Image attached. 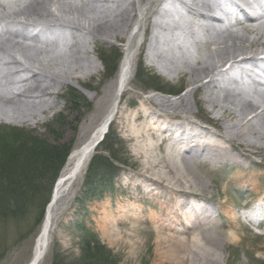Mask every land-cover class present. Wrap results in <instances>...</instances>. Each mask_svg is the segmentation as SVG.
<instances>
[{
	"label": "bare ground",
	"instance_id": "obj_1",
	"mask_svg": "<svg viewBox=\"0 0 264 264\" xmlns=\"http://www.w3.org/2000/svg\"><path fill=\"white\" fill-rule=\"evenodd\" d=\"M109 2L0 0V73H5L0 74L1 120L26 123L47 115L57 107L55 99L70 78L77 80L75 86L94 103L93 114L106 99L111 102L108 113L89 138L71 152L55 183L27 264H41L47 257L55 208L64 193H75L81 186L98 142L109 128V121L119 114L121 99L133 78L130 44L124 49L115 78L104 83L102 95L96 100V90L79 82L83 79L87 83L81 73H99L83 47L85 29L94 44L106 39L123 40L137 19V11L144 32L140 55L150 66L193 86L197 108L184 92L177 101L153 94L142 99L144 105H134L131 114L123 115L128 139L136 143L138 158H145L137 174V186L150 183L164 187L155 196L164 199L160 211L172 215L165 219L168 226L162 230L177 253L184 252L178 247L191 239L194 250L186 249L191 256L185 260L194 256L191 264H223L213 242L215 235L198 234L204 226L212 231L215 217L222 212L215 203L196 202L199 194L194 188L200 185L195 181L198 179L194 178L192 164L203 163L212 170L228 164L242 169L248 162L247 169L252 173L243 177L235 171L229 182L245 195H256L244 216L249 226H260V235H264V189L257 191V183L264 188V88L259 86L264 85V18L251 13L248 23H224L233 10L243 11L242 4L250 5L249 0H131V9L125 7V1L108 12ZM259 2L264 7V0ZM141 4H147L142 11ZM242 15L245 14L237 17L241 19ZM52 28L62 33L42 34ZM6 73L20 75L21 86L12 88ZM202 110L200 123L196 119ZM154 147L162 150L159 156ZM159 166L166 176L155 173ZM232 211L235 216L231 227L235 230L223 233L225 246L241 241L237 223L242 217ZM178 228H184L182 234L187 238L175 237ZM169 241L167 244L172 243ZM255 250L260 254L251 256L249 264H264V244L250 254Z\"/></svg>",
	"mask_w": 264,
	"mask_h": 264
},
{
	"label": "rangeland",
	"instance_id": "obj_2",
	"mask_svg": "<svg viewBox=\"0 0 264 264\" xmlns=\"http://www.w3.org/2000/svg\"><path fill=\"white\" fill-rule=\"evenodd\" d=\"M125 1V7L129 6L131 9V0H110V8L107 7L106 10L109 12L114 6L123 5ZM136 1L140 2V0ZM146 7L147 4H141L140 10L142 11ZM181 10L187 12L182 7ZM137 14V19L132 23L127 37L123 40L106 39L105 41H96L94 44L85 29L84 36L86 38L83 39V47L88 51V56H91V59L95 61L99 73H81L80 76L86 77L87 83L83 79H80L79 82L91 90H96V100L102 95L104 83L115 78L117 74L112 75L105 70L100 56H104V54L113 56L116 53L123 56L126 45L132 44L133 78L129 84V91L125 92L121 99L119 114L110 125V138L106 142V145L111 148L115 157L121 160V163H115L118 171L112 177H108L107 181L102 182L103 184L92 185L86 190L84 186L86 176H84L81 186L76 189L75 193H64L55 208L49 253L41 264H53L55 259L60 260L61 258H64L65 264H83L81 263L84 256L82 239L85 235L104 246L105 249L102 251L105 254V259L108 258L109 261L116 262V264H191L194 257L192 256L189 261L185 260V257L191 256L189 250H194L191 239L185 241L184 246H177L179 250L184 249V252L177 253L174 250L176 246L173 242L165 238L167 233L162 230V227L168 226L165 224V219H171L172 215L170 217L167 211H160V203L164 199L155 196V192L161 193L164 187L155 184L151 186L150 183L137 186L140 183L137 174L141 171V163L145 158H138L136 143L128 139L129 131L124 124L123 115L131 114L135 110L134 105H144L142 99L151 97L153 94H161L167 96L166 99L177 101L184 92L188 95L193 108L197 110L192 96L193 86H190L184 79L165 74L157 67L150 66L145 60V56L140 55L144 32L140 28V12L137 11ZM198 23L201 22L196 24ZM235 29L239 30L240 28L235 27ZM27 32L31 34L30 30ZM60 32L62 33L61 29L52 28L42 34ZM37 40L39 41L38 38ZM33 43H37V41L34 40ZM140 62L167 86L165 91L176 92L180 88H183V91L179 95L170 96L151 89L149 86L157 87L156 82H146L144 79L136 78ZM0 67H3V64ZM0 74L5 75V73ZM7 77L11 81L12 88L21 86L20 75L6 73ZM76 82V79L70 78L68 86L63 88L55 99L57 107L45 116L26 123L0 119V176L6 177L8 171L11 172V169H6L8 165L4 164L7 162L5 158L15 157V153H17L19 161L26 159V156L22 155L20 151L25 144L31 143L30 141H36L35 144L38 145L59 146V150L72 144V152L89 138L108 113L111 102L106 99L100 106H96V114H93L94 103L88 95L75 86ZM75 94L80 96L79 102L73 99ZM147 110L151 111V108L147 106ZM202 113L203 110L198 115L199 119H196L200 123L203 120ZM98 148L100 149V144L95 150L94 154L96 155ZM153 151L158 156L162 153V150L157 147H154ZM104 153L107 154V152ZM37 164L34 167L37 168ZM194 164H192V171L194 178L198 181L194 180L200 185V187L194 188L198 190L199 194L196 202L215 203L218 211L222 212L215 217L213 225L216 227H213L212 231L207 228L208 226H204L198 231V234L202 236L215 235L213 242L217 246L219 254L222 255L223 264H249L251 256L260 254L255 250L253 251L254 255H251L250 251L264 244V235H260L261 227L249 226L244 216L247 207L250 206L256 195L254 194V197L245 195L241 190H236L229 182L231 174L235 171H239L243 177L251 174L252 172L247 169L249 163H244L242 169L230 167L228 164L213 170L203 163ZM50 171H47L46 174L51 175L52 171ZM159 172L162 176H166V171L161 170V166L155 169V173ZM11 173L12 178L20 179L18 174ZM1 184L4 183L0 180ZM27 184L30 185V182ZM29 188L30 186L26 190L29 191ZM263 189V184L257 183V191L262 192ZM42 191L40 194L42 196L37 201H32L33 199L30 197L22 201H15L11 198L7 202L9 207L15 206L16 208H11L13 210L10 211H13L11 212L13 215L10 217L0 218V264H27L32 258L35 240L41 229L53 189L43 212L42 202L46 197L47 188ZM16 203L18 206L15 205ZM223 210H228V213H223ZM232 210H236L237 215L242 217L241 222L237 223L241 241L225 246L222 243V239L225 238L224 234L235 230L234 227H231V219L235 216ZM183 229H177L179 234L175 235L176 238H187L182 234ZM168 241L172 243L167 244ZM169 246L171 247L169 248ZM186 249H189L188 254H186ZM96 259L103 260L99 257Z\"/></svg>",
	"mask_w": 264,
	"mask_h": 264
},
{
	"label": "trees",
	"instance_id": "obj_3",
	"mask_svg": "<svg viewBox=\"0 0 264 264\" xmlns=\"http://www.w3.org/2000/svg\"><path fill=\"white\" fill-rule=\"evenodd\" d=\"M120 59V53H116L113 56H105V54L104 56H100V60L104 65L105 70L111 74H114L116 72ZM136 77L141 80L144 79V81L146 82H156L155 84L157 85V87H150L157 91H165V87H167L163 84L162 81H160L158 76L151 72H147L143 67L139 68ZM170 92L171 91H169L168 93ZM73 99H75L76 102H79L78 99H80V96L75 94L73 96ZM109 138L110 136L107 135L105 140L101 143L100 149H97L98 153L100 152V154H97L93 157L88 167L84 182L86 190H88L92 185L94 186L98 183L103 184L102 182L107 181L108 177H112L118 171V167L115 165V163H121V160L115 157V155L111 151V148L106 145V142L109 140ZM30 142L31 143L29 144H25L24 148L22 147L20 151L22 155L24 154V156H26L25 160L19 161L17 153H15V157L11 156L5 158L7 162L4 164L8 165L6 169H11V172L18 174L20 179L17 180L15 177L12 178V173L9 171L6 177L4 175L0 176L1 182L4 183L0 185V218H7L13 215V213H11L13 211L10 210H13L11 208L16 207H9L7 204V202H9L11 198H13L15 201H22L31 197L33 199L32 201H37L42 196L40 195L43 192L42 190L44 189L45 191V189L47 188L46 197L44 199V202H42L43 212L46 203L50 199V194L53 186L57 178L59 177L63 167L65 166L68 156L72 150V144H70L69 146H65L61 150H59V146H50L44 144L38 145L35 144L36 141ZM104 152H107V154H105ZM36 164L37 168L34 167ZM49 170L52 171L51 175L46 174V172ZM37 179L39 180L38 182L35 181ZM29 182L30 185L27 184ZM29 186V191H27L26 188ZM29 194H31V196L28 197ZM15 205L18 206L17 203ZM16 212L18 213V210H16ZM93 237L95 236L93 235ZM82 244L84 256L81 259V263L116 264V262L112 263L111 261H109L108 258L107 260L105 259V254H103L105 247L100 245V243L95 239L89 238L85 235V237L82 239ZM96 257L102 258L103 260L96 259ZM53 264H65L64 258H61L60 260L55 259Z\"/></svg>",
	"mask_w": 264,
	"mask_h": 264
}]
</instances>
